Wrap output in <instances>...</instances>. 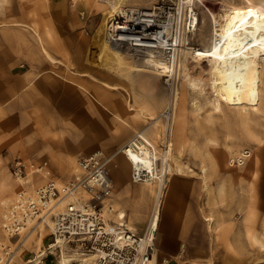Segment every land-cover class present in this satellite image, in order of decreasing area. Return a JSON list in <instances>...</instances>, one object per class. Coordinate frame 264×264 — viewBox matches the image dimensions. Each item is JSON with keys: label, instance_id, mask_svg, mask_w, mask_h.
<instances>
[{"label": "rangeland", "instance_id": "rangeland-1", "mask_svg": "<svg viewBox=\"0 0 264 264\" xmlns=\"http://www.w3.org/2000/svg\"><path fill=\"white\" fill-rule=\"evenodd\" d=\"M36 1L48 4V0H33ZM167 1L169 6L180 2ZM255 1L261 6V0ZM56 2L60 8L48 7L47 18H43L40 24L32 23L48 52L50 44L53 47L60 45L63 49V53L54 54L58 63H50L44 56L40 41H33L32 47L38 49V54H43L41 58L46 65L40 77L46 75L47 80H53L60 75L80 85H95L105 90L106 98L99 106L101 110L95 109L96 116L92 114L94 120L90 121L82 109L69 113L63 111L56 116L62 125L46 130L45 123L36 120V114L41 112L39 105L30 104L26 89L31 59L28 44L32 43L28 40V28L32 25L29 24L30 0H7L0 4V215L8 216L3 211L4 199L12 201L15 192L26 186L25 180H30V187L46 180L43 174L34 170L22 182L16 180L9 169L15 157L37 162L46 160L49 175L61 183L75 172L77 155L101 149L113 154L109 163L113 181L109 202L113 203L114 210L125 213L127 225L132 226L135 232L143 233L157 203L160 179H154L155 185L151 186L146 182H133L130 162L122 153L116 152V148L132 138L135 132L143 131L142 136L154 147L163 152L167 150V170L161 179L166 181L165 187H168V182L175 185L171 189L169 204L166 193L162 199L159 227L154 238L158 259L165 256L163 264H264V111H261L264 110V92L261 93L263 108L258 111L243 114L225 104H221L218 110L212 108L208 102L212 94L207 76H203L205 83L201 92L188 82L189 76H200V68L207 69L208 61H194L191 55L185 59L181 56L189 68L188 77L184 76L183 67L175 80L144 70L124 71L120 75L100 64L92 50L93 34L100 23L101 13L109 7L108 1ZM158 2L163 1L124 0L122 6L148 7ZM242 3V0H197L193 8L198 25L194 31L188 32L184 28L188 44L182 48L186 45L199 48L208 45L222 8ZM122 53L130 66L136 65V57ZM45 54L54 60L55 56ZM88 61H94L95 67L84 70L83 66L86 67ZM262 88L264 91V83ZM175 89L177 97L172 101V132L164 135L165 121L158 117ZM193 97L197 98V105L193 104ZM168 139L172 145L165 148ZM242 153L246 155L243 158L245 168L241 165L243 159L241 162L238 160ZM210 155L212 160L214 157V164ZM157 164L160 165V161ZM202 165H206L210 172L209 191L202 186ZM159 171L160 167L157 175H161ZM222 181L225 185L220 191ZM251 194L255 197L254 208L259 212L255 213V222L250 220L247 226L244 216ZM244 205L245 208L242 207ZM210 213L216 218L223 217L225 230L219 232L217 238L208 229L206 216ZM229 216L234 219H228ZM47 235L45 229L38 235H32L15 254L12 264H36L44 250L42 246L50 242ZM0 242L14 247L4 234L1 219ZM65 251L69 253L71 250L67 247ZM53 252L54 264H57L59 248ZM33 254H36L35 259L27 262L26 259Z\"/></svg>", "mask_w": 264, "mask_h": 264}, {"label": "bare ground", "instance_id": "bare-ground-1", "mask_svg": "<svg viewBox=\"0 0 264 264\" xmlns=\"http://www.w3.org/2000/svg\"><path fill=\"white\" fill-rule=\"evenodd\" d=\"M106 1H108L109 7L102 13L100 23L94 31L93 50L100 54L106 64L114 67L115 72L122 74L124 71L145 70L156 76H164L167 80H175L181 67H183L184 76H189V71L187 72L189 68H187V64L184 63L181 56L185 59V56L191 55L194 61L199 62L202 59L208 61L207 69L200 68L198 70L201 72L200 76H189L188 82L193 89L201 92L205 83L203 76H207L209 90L212 94L208 102L212 108L218 110L221 108V104H225L238 109L243 114L263 108L261 93L264 92L262 91L264 83V10L255 0H242L243 3L238 5L228 4L229 6L223 7L220 13L217 12L219 20H217L216 28L214 27L215 30H213L210 43L202 48L190 45L182 48L185 43L188 44V36L184 28L188 32L194 31L198 25L197 13L193 8L197 0H182L181 6L178 5L177 7V12L171 9L166 12L165 5L167 3L165 2H158L148 7H123L124 0ZM188 15L190 20L187 29ZM122 52L136 57L138 59L136 65L130 66ZM176 97L177 91L175 89L170 101L168 100L164 107V109H170V121L167 126L164 124L163 127L164 135H170L172 132L174 120L172 101H176ZM196 99H193L194 105H197ZM261 111L264 110L261 109ZM158 118H163V115ZM142 133L143 131L135 132L132 138L127 140L116 152L122 153L130 162L131 174L135 177V181L132 179L133 182H146L151 186L155 185L154 179H160L158 191L156 192L157 203L149 219L148 227L141 233L144 243L153 244L156 230L159 227L162 199L167 188L165 187L166 181L161 179V176H164L167 170L168 161L165 158L167 150L165 149L163 152L154 147L148 139L142 136ZM171 145L172 141L168 139L165 148ZM244 156L246 155L243 154V156L238 157L239 162L242 161ZM209 157L211 163L214 164V157L213 160L211 155ZM159 161L160 165L157 164ZM244 164L245 160L243 159V164H241L243 168H245ZM159 167L161 175H157ZM201 170L203 172L201 175L202 182L208 191L210 172H208L206 165H202ZM27 177L15 176V179L22 182ZM219 187L222 191L223 181L219 184ZM16 196L17 191L13 200L17 198ZM74 198V196L68 197L67 200ZM109 201L105 203L102 210L107 224L113 223L116 226H126L129 230L135 232L132 226L124 222V212L114 210L113 203ZM8 218L9 215L6 220ZM206 220L209 228L217 226V222H214L215 219L212 215L207 216ZM262 225L264 226V223ZM42 229L47 230L48 234L51 233L52 224L50 220H47V223L38 222L31 230H25L24 233H21L19 239L3 228L8 242H12L14 247L12 248L8 243L0 242V264H12L15 254L21 250L24 242L28 241L32 235L40 234ZM67 247L70 248L65 240L57 238L55 242H52L51 250L59 248L60 251L57 264H70L73 260L79 264H96L98 252L93 251L82 254L78 250L70 249L71 253H67L65 251ZM156 253L155 247V253H153L155 260ZM41 254L43 253L41 252ZM30 261L32 259L27 260V262ZM39 262L40 260L36 264H39Z\"/></svg>", "mask_w": 264, "mask_h": 264}, {"label": "built area", "instance_id": "built-area-1", "mask_svg": "<svg viewBox=\"0 0 264 264\" xmlns=\"http://www.w3.org/2000/svg\"><path fill=\"white\" fill-rule=\"evenodd\" d=\"M161 1L168 2L166 12L169 9L177 12L182 0L174 6H169L167 0ZM189 20L188 15L187 29ZM162 115L167 126L170 109H164ZM112 157L113 154L101 149L77 155L74 159L75 172L61 183L49 175L46 160L37 162L15 157L9 167L12 174L24 178L34 170L43 174L46 180L34 187H30V181L25 180L26 186L17 191L15 200L4 199L6 204L3 211L9 218L6 220L4 214L0 215L3 228L19 239L21 233L31 230L38 222L47 223L50 220L52 230L46 237L51 243L42 246L44 250L39 264L55 263L51 244L57 238L65 240L71 250H78L82 254L98 252L96 264H158L153 257L154 243H144L140 233L126 226L107 224L103 215V207L113 191L109 168ZM73 196L74 199L67 200ZM35 256L33 254L26 260ZM70 264L79 263L73 260Z\"/></svg>", "mask_w": 264, "mask_h": 264}, {"label": "crops", "instance_id": "crops-1", "mask_svg": "<svg viewBox=\"0 0 264 264\" xmlns=\"http://www.w3.org/2000/svg\"><path fill=\"white\" fill-rule=\"evenodd\" d=\"M5 2H7V0H0V4H3ZM56 3H57L56 0H48V4L47 3H45V4L41 3V1L33 2V0H30L29 24H32L33 22H35L37 24L42 23V19L45 17L47 18L48 7L50 9L60 8V6L57 5ZM261 6L264 8V0H261ZM28 29H29V33H30L28 40L32 43L28 44L29 49L31 50V52H30L31 53V57H30L31 59L28 62V65L30 66V73H29V76L27 78L28 81H27L26 89H27V94H28L27 96L29 98L30 104L39 105V109L41 110L40 113L36 114V120H38L39 122H41V121L44 122L46 130L55 129V128L60 127V125H62V123L56 117L57 114H59L63 111H65L66 113L67 112L69 113V112H73L77 109H80V110L82 109L83 111L87 112V114L85 116L88 119H90V121L92 119L94 120V118L92 117L93 116L92 114H95V116H96L95 109L101 110V108L99 106H100V104H102V102L106 98V94L104 92L105 90L101 89L100 87L95 86V85H93V87H89V86L84 85V84L80 85L79 82H74L73 79H71V81H69L68 78H65L64 76H60V75H56L53 80H47L46 75L43 76V78H41L40 77L41 72L46 69V65L43 64V58H41V57L45 56L46 59L50 63H54V64L58 63L57 57L54 54H56L58 52L63 53V49L61 48L60 45H58V46L56 45L55 47H53L50 44L51 49L49 51L51 53L48 52L47 49L45 48L44 44L41 41L42 37L37 32L35 25L34 24L29 25ZM36 39H37V41H40V43L42 44V50L44 52V56H43V54H40V53L38 54L37 53L38 49L32 47V46H34L33 41ZM62 40H64V39H62ZM66 40H68V39H66ZM92 48H93V45H92ZM44 49L52 57L55 56V58L53 57L54 60H51L50 58H48V56L45 54ZM93 51L95 52V57L98 56V61L100 64H102L106 68L111 69L115 72L114 67L106 64L105 61L103 60V58H101L100 54H98L95 50H93ZM93 66L95 67L94 63L92 61H88V65L86 67L83 66V68H84V70H87L88 68H91ZM62 67H64V66H62ZM68 69H70V67ZM34 71H37V72L34 73ZM137 71H140V70H137ZM72 72L74 73L77 71L72 70ZM132 72H134V71H132ZM147 73L151 74V72H147ZM153 75H155V74H153ZM171 97H172V94L169 96V98L171 99ZM167 102H168V100H167ZM95 105H96V108H94ZM54 116L56 117L55 119H54ZM89 126L92 127V126H94V124H91V125L89 124ZM116 149H118V147ZM253 180H255V177H253ZM209 183L210 182L208 179V184ZM220 183H222V182H220ZM224 185H225V183H224ZM202 186H204V184H202ZM173 188H175V185L174 184L172 185L171 183L168 182V187L166 189L167 190L166 191V197H167V202H168L167 205L169 204L170 193H172L171 189H173ZM209 188H210V185H208V189ZM150 195H154V197H155V194H150ZM253 198H255V197L251 194V196L248 197L247 203H246L247 208L245 211L244 218L247 219V222H248L247 226L250 225V220L251 221L253 220V223L255 222V219H254L255 213L259 212V211L255 210V208H254L255 202H254ZM242 207L245 208V205ZM211 215L215 219L214 222L215 223L217 222V226L212 227V228H209V226H208V229H209L210 233H212L217 238V237H219V232L223 233V231L225 230V226L222 225L223 217L222 218L221 217L216 218L213 213H210L208 215V217ZM124 216H125V213H124ZM228 219L233 220L234 218L232 216H229ZM244 224H246V223H244ZM252 226H254V225H251V227ZM157 230H156V233H157ZM156 233H155V237H156ZM250 233L252 235L254 234L252 232H250ZM156 250H157V253H156L157 263L163 264L162 260L166 257L161 256L160 259H158V256H157L158 255V248H156ZM169 262H170V259H169ZM169 262H167V263H169ZM169 264H174V263L171 262Z\"/></svg>", "mask_w": 264, "mask_h": 264}]
</instances>
